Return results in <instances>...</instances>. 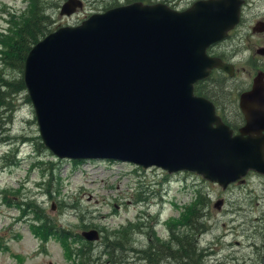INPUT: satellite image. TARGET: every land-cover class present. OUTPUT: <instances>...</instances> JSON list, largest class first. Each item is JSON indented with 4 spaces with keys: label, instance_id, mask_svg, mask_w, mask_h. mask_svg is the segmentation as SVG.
<instances>
[{
    "label": "water",
    "instance_id": "water-1",
    "mask_svg": "<svg viewBox=\"0 0 264 264\" xmlns=\"http://www.w3.org/2000/svg\"><path fill=\"white\" fill-rule=\"evenodd\" d=\"M244 2L197 0L181 11L134 2L46 35L23 71L42 144L59 159L188 171L223 190L250 171L264 177V74L239 94L236 134L193 88L213 68L233 75L207 49L238 25ZM82 7L65 0L59 15ZM252 31L264 32V22ZM83 235L99 237L96 229Z\"/></svg>",
    "mask_w": 264,
    "mask_h": 264
},
{
    "label": "rangeland",
    "instance_id": "rangeland-1",
    "mask_svg": "<svg viewBox=\"0 0 264 264\" xmlns=\"http://www.w3.org/2000/svg\"><path fill=\"white\" fill-rule=\"evenodd\" d=\"M82 1V11L71 17H60L59 8L65 1L53 0L58 5L50 10L56 20L55 28L77 26L90 15L102 13L114 4H125L126 0ZM195 1L150 0L175 10L186 9ZM27 2L0 0V31L8 28L6 21L23 11ZM260 20L264 21V0H245L238 26L229 32V38L211 50L222 53L235 66L234 77L214 92L225 95L222 111L232 124L240 123L238 95L250 88L257 73H264V56L256 53L264 48V35L251 31ZM7 74L11 76L10 72ZM216 78L222 80L220 72L213 76ZM25 95L16 97L12 115L9 112L8 117L0 115V264L68 262L56 237L43 240L33 235L32 223L40 222L34 220L30 210L7 205L6 200H36L49 217L82 237L84 231L93 228L100 232L107 229L110 233L113 228L137 221L144 228L141 234L135 235L134 245L145 249L154 244L157 236H167L168 222L176 219L180 207L195 200L198 194L210 200L208 206L200 208L202 218L198 221L209 229L196 239L194 231H188L197 249L190 264H264L263 176L249 172L244 182L222 190L195 173L169 175L157 168L144 170L127 162L58 159L45 147L41 148L34 111ZM218 200H223V204L216 206ZM81 216L89 225L86 229L80 227ZM39 241L44 242L43 251ZM100 250L101 247H96L94 257L101 255L99 263L105 264L110 258L99 254ZM132 255L127 258L133 261L130 264H144L139 254L135 259ZM168 261H171L168 264H178L172 259Z\"/></svg>",
    "mask_w": 264,
    "mask_h": 264
},
{
    "label": "trees",
    "instance_id": "trees-1",
    "mask_svg": "<svg viewBox=\"0 0 264 264\" xmlns=\"http://www.w3.org/2000/svg\"><path fill=\"white\" fill-rule=\"evenodd\" d=\"M132 2L151 3L150 0H126L125 4ZM27 3L26 9L12 15L14 19L6 21L8 28L0 32V115L3 118L8 117L7 112L11 115L14 113L16 97L26 93L22 75L25 59L30 49L46 35L57 29V27L55 28L56 20L50 14V10L53 11L58 6L53 0H28ZM116 6L118 5L114 4L108 8ZM104 10H107V8ZM220 55L221 58L226 59L222 53H218V56ZM8 72L11 73V76L7 74ZM206 87L208 92L213 86L207 84ZM208 93L203 92L201 95L212 100L224 122L237 130L242 125V116H238L240 123L232 124L230 121L228 122L222 111V106L225 108L223 98L225 95H221L219 92L210 93L211 95ZM25 99H27L26 95ZM21 139L26 140V138ZM40 146L43 148L42 144ZM29 199L21 201L7 200V203L14 205L17 209L22 208V206L29 209L34 220L40 222L39 224L32 223L33 234L43 240H47L51 236L56 237L61 242L66 259L71 264H100L99 260L101 259L99 256L101 255L94 257L96 247L102 248L99 254H104L111 259L106 260L105 264H130L129 261L132 260L127 259L129 254H139L138 258L140 261L143 260L144 264H168L171 262L168 260L171 259L177 261L178 264H190V261L196 257L197 249L193 244L192 237L188 236V231H194L193 235L196 239L198 234L209 229L205 227L204 223H198V221L202 218L201 209L208 206L210 200L206 195L198 194L193 204L183 208L179 219L167 225L170 231V237L167 241L157 237L154 244H149L145 249H143L144 247L139 248L134 245L133 239L135 235L142 233L144 226L128 223L124 227L113 228L110 233H108L109 230L102 229L101 240L97 245H94L93 242L83 239L80 233L67 229L52 217H49L36 200ZM73 206V210H75L76 206ZM25 212L26 210H24V214ZM84 218V216H81L80 219L82 229L89 226L84 223ZM5 249H7V246H5ZM135 255H132L134 259Z\"/></svg>",
    "mask_w": 264,
    "mask_h": 264
},
{
    "label": "flooded vegetation",
    "instance_id": "flooded-vegetation-1",
    "mask_svg": "<svg viewBox=\"0 0 264 264\" xmlns=\"http://www.w3.org/2000/svg\"><path fill=\"white\" fill-rule=\"evenodd\" d=\"M260 21H263V20H260ZM251 31H252V29H251ZM253 33V32H252ZM255 34V33H254ZM259 35H264V32L263 33H258ZM215 46H213V47H211V48H209V55H211V56H216V57H221V55L220 56H218V53L217 54H215L214 52H212L211 50L214 48ZM223 59V58H222ZM223 61L224 62H226V63H231L232 65H233V67H234V70H235V66H234V64H233V62L231 61V60H226V59H223ZM219 72H220V74H221V76H222V80H219L218 82L221 84L222 83V81L223 80H228V79H231V78H233V77H229L227 74H225L224 72H222V71H217V70H213L212 71V73H211V76H210V78H209V80H206V81H204V82H202L200 85L199 84H197L196 85V93L195 94H197L198 96H201V97H203V95H201L203 92H206V93H208V94H212V93H214V92H217L218 91V88L220 87V85L218 84V83H216L215 81H214V79H213V77L212 76H215V75H217V73L219 74ZM235 74H236V70H235ZM234 74V75H235ZM252 82V81H251ZM207 84H209L210 86H213V87H211V89L207 92V87H206V85ZM216 86H218V87H216ZM210 94V95H211ZM215 100H216V98H215ZM214 103V102H213ZM214 105H215V103H214ZM215 107H216V105H215ZM217 108V107H216ZM216 111H217V114L218 115H220L219 114V111L216 109Z\"/></svg>",
    "mask_w": 264,
    "mask_h": 264
}]
</instances>
